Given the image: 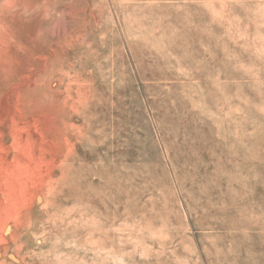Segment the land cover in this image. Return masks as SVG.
Masks as SVG:
<instances>
[{"label": "rangeland", "instance_id": "obj_1", "mask_svg": "<svg viewBox=\"0 0 264 264\" xmlns=\"http://www.w3.org/2000/svg\"><path fill=\"white\" fill-rule=\"evenodd\" d=\"M0 264H264V0H0Z\"/></svg>", "mask_w": 264, "mask_h": 264}]
</instances>
